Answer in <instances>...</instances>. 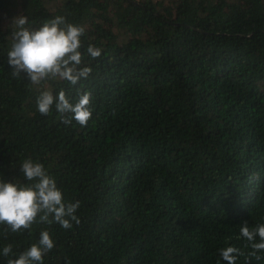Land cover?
<instances>
[{"label": "trees", "instance_id": "16d2710c", "mask_svg": "<svg viewBox=\"0 0 264 264\" xmlns=\"http://www.w3.org/2000/svg\"><path fill=\"white\" fill-rule=\"evenodd\" d=\"M21 14L33 27L63 15L86 27L83 52L103 49L85 56L88 79L53 85L92 93L87 126L42 116L36 86L11 76ZM27 158L80 202L81 222L31 237L0 226V252L48 229L44 264H217L225 246L264 264L236 239L264 223V0H0V179L23 181Z\"/></svg>", "mask_w": 264, "mask_h": 264}, {"label": "clouds", "instance_id": "9594fccd", "mask_svg": "<svg viewBox=\"0 0 264 264\" xmlns=\"http://www.w3.org/2000/svg\"><path fill=\"white\" fill-rule=\"evenodd\" d=\"M10 47L7 51V63L11 68L13 78H23L36 86L37 111L42 116L59 114L62 123L70 125L73 121L81 127L87 126L92 118V93L78 91V97L72 100L61 88L54 94L53 85L66 82L76 86L81 80H86L93 69L90 61L85 62V56L91 60L98 59L103 49L89 44L86 53L83 37L86 27L70 23L63 15L45 20L39 27L26 15H18L12 20ZM23 181L0 179V226H4L5 235L27 232L31 237L34 225L59 224L69 230L73 223L80 224L76 215L80 202L67 201L63 191L58 187L53 175L49 174L44 164L31 158L23 160L20 165ZM259 179L254 174L249 182ZM48 229L39 233V240L32 243L26 250L14 253L13 245L3 247L0 255L7 259V264H44V258L55 248L56 242ZM237 240L246 241L245 247L251 251L248 258L257 261L264 259V223L250 227L244 222L239 227ZM220 259L217 264H237L238 257L245 253L236 246H225L218 249ZM67 264H71L67 261Z\"/></svg>", "mask_w": 264, "mask_h": 264}]
</instances>
